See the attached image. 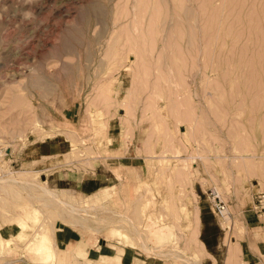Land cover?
I'll use <instances>...</instances> for the list:
<instances>
[{
	"label": "rangeland",
	"instance_id": "obj_1",
	"mask_svg": "<svg viewBox=\"0 0 264 264\" xmlns=\"http://www.w3.org/2000/svg\"><path fill=\"white\" fill-rule=\"evenodd\" d=\"M0 179L19 229L0 264L43 263L56 228L159 264H264V218L257 235L228 207L264 212V0H0Z\"/></svg>",
	"mask_w": 264,
	"mask_h": 264
},
{
	"label": "crops",
	"instance_id": "obj_2",
	"mask_svg": "<svg viewBox=\"0 0 264 264\" xmlns=\"http://www.w3.org/2000/svg\"><path fill=\"white\" fill-rule=\"evenodd\" d=\"M244 185V180L240 181ZM220 184V182H219ZM222 184V183H221ZM220 184V185H221ZM87 182L84 183L80 191L82 193H91L93 189L89 190L87 188ZM222 186L226 189L228 188L231 191V194L238 196V193L241 194V190L237 193L235 192V183L231 181H225ZM215 188V187H214ZM249 189V188H248ZM97 189H95L96 191ZM252 191V190H249ZM232 198L229 197L231 203L228 204V207L231 209V212L236 214L239 218L240 223L247 228L248 231L261 234V231L256 230L261 228V221L264 218V212L258 214L257 211L251 206L252 201L247 200L245 204L237 201L232 203ZM227 203V202H226ZM207 213L212 214L210 205L208 204ZM197 213L199 218V228L198 235L200 232H203L205 229L206 218L205 212L201 206H197ZM165 224H160L154 230V236H160L164 233ZM16 224H3L0 226V236L3 238H9L14 236L19 229H16ZM203 230V231H202ZM163 231V232H162ZM153 234V233H152ZM51 239L54 240L55 247L58 252L56 253V259L54 264H72L74 256L77 258V264H159L158 260L153 256L146 255L145 252L142 254L137 250L133 249L132 245L124 244L121 245L120 241H114L109 243L103 237H86L81 235L76 229L73 228H56L54 235L52 234ZM169 240V239H168ZM167 240V241H168ZM37 240H31L35 242ZM259 241V239L257 240ZM261 241V240H260ZM42 241L41 243H44ZM203 242V241H202ZM40 243V244H41ZM39 244V250L42 251V245ZM132 247V248H131ZM205 247V246H204ZM258 248V247H257ZM259 249V248H258ZM147 251L146 249H144ZM206 250V249H205ZM7 264H29L23 256L12 259L8 261ZM31 264H44L40 262H33Z\"/></svg>",
	"mask_w": 264,
	"mask_h": 264
},
{
	"label": "built area",
	"instance_id": "obj_3",
	"mask_svg": "<svg viewBox=\"0 0 264 264\" xmlns=\"http://www.w3.org/2000/svg\"><path fill=\"white\" fill-rule=\"evenodd\" d=\"M206 199L210 203L212 213L220 219L224 218L227 214L228 207L226 202L220 197L219 192L215 188L209 189L206 193ZM256 201L257 204L255 207L262 208L264 205V193L258 194Z\"/></svg>",
	"mask_w": 264,
	"mask_h": 264
},
{
	"label": "bare ground",
	"instance_id": "obj_4",
	"mask_svg": "<svg viewBox=\"0 0 264 264\" xmlns=\"http://www.w3.org/2000/svg\"><path fill=\"white\" fill-rule=\"evenodd\" d=\"M28 183H29V181H28ZM0 184H3V181L1 179H0ZM41 187H42V189H44L45 191H47L48 193L51 194V191L46 186H41ZM229 216H230V212H229V210H227V214L224 216V218L227 219V217L229 218ZM0 242H2V241H0ZM3 244H0V250H1ZM5 245H6V243H5ZM42 252L45 254V261L43 263L46 264L48 261H52L54 259V256H55V246L53 247L50 244H48L47 242H44L43 245H42Z\"/></svg>",
	"mask_w": 264,
	"mask_h": 264
}]
</instances>
